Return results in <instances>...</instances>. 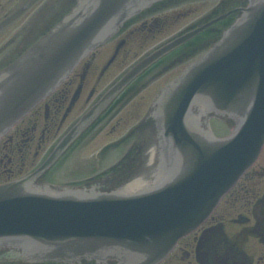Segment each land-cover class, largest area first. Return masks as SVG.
Listing matches in <instances>:
<instances>
[{"label":"water","instance_id":"obj_1","mask_svg":"<svg viewBox=\"0 0 264 264\" xmlns=\"http://www.w3.org/2000/svg\"><path fill=\"white\" fill-rule=\"evenodd\" d=\"M154 1L75 0L59 21L0 69V137L89 51ZM235 10L241 14L233 25L153 104L150 118L161 148L154 182L140 178L111 191L94 185L42 189L34 173L0 186V248H11L12 260L157 264L210 216L264 146V0H247ZM209 22L138 62L63 138L54 156L135 74ZM213 114L234 120L231 134L217 136L207 127ZM210 119L220 134L233 126ZM149 140L154 147L139 161L152 165L158 159L154 139ZM138 145H144L141 135L132 139L130 151Z\"/></svg>","mask_w":264,"mask_h":264},{"label":"flooded vegetation","instance_id":"obj_2","mask_svg":"<svg viewBox=\"0 0 264 264\" xmlns=\"http://www.w3.org/2000/svg\"><path fill=\"white\" fill-rule=\"evenodd\" d=\"M195 1L197 0H159L151 4L122 25L119 33L110 41L112 44L108 50L103 49L105 46L95 50L75 69L66 82L19 120L0 138V183L37 168L51 146L72 124L67 121L77 110L86 91L88 93L79 114H82L94 100L97 87L105 75L117 64L122 66L127 63L135 40L171 30L179 22L182 13H191L193 10L189 8L188 11L182 12L180 8ZM69 2L71 0H0V21L16 10L24 9L16 19L2 26L0 31L6 30L23 15L31 12L33 13L28 23L21 24L18 28L21 31H29L32 27L47 30L63 15L64 10L67 11ZM217 10L213 8L211 11L213 16L207 20L228 12L226 10L216 14ZM225 26L222 20H219L150 64L128 84L124 92L117 97L118 100L116 98L113 101L101 118L84 130L77 141V146L93 138L98 127L107 126L111 120L113 121L116 112L121 108L119 103L145 90L144 80L151 84L162 77L174 78L180 73V68L197 57L213 41L212 36L218 34ZM102 59L103 62L97 61ZM96 72L97 77L90 86L91 76ZM143 123L144 121H137V125L131 127L128 135L141 134L147 141L151 132L148 125ZM123 124L127 123L122 121L115 124L112 131ZM42 150L47 152L40 158ZM147 150L139 146L136 148L135 158L140 154L146 155ZM56 165L57 163L44 168L43 181H52V176L57 170ZM144 167L145 163L140 165L138 168L140 172ZM134 172L131 170L130 174ZM259 175L264 176V164L252 167L224 198L221 211L213 215L196 232L182 238L174 251L159 264H264V189L258 179ZM253 239H257L260 247L251 250L249 246ZM11 250L0 248V264H67L55 261L13 262L9 256L12 254ZM81 264L93 263L84 261Z\"/></svg>","mask_w":264,"mask_h":264},{"label":"rangeland","instance_id":"obj_3","mask_svg":"<svg viewBox=\"0 0 264 264\" xmlns=\"http://www.w3.org/2000/svg\"><path fill=\"white\" fill-rule=\"evenodd\" d=\"M232 2V0H224V4L222 5L221 9L229 7ZM216 4H218L217 0H198L197 2H192L189 5L181 7V11H186L189 8H193L194 11L189 13L188 16L182 17L180 23L176 25L173 31L169 32L167 35L169 36L171 33H175L188 27L189 25L200 22L203 20V15L209 12L211 7H215ZM32 13L33 12L23 15L6 30L0 32V61L6 59V57H4L5 53L11 49H13L12 51H15L16 53L18 50L24 48V46L28 44L35 35L39 34V31H33L24 35V33L18 28L21 24L28 23V19L32 16ZM17 29L19 32L14 31ZM167 35H165V37ZM111 44L112 43L107 44L103 49L108 50L111 47ZM97 61L103 62L104 59ZM122 68L123 66L117 64L111 69L110 72L105 75L97 87L96 95L101 93L116 79ZM96 77L97 72L91 76L90 86L93 84ZM168 78L170 77L166 76L157 79L151 84L148 83L146 85L147 87H145V90L126 99L122 103L121 108L116 112L117 115L113 121L111 120L107 126L102 125L98 127L93 134L95 135L93 138L91 137L85 144L75 147L69 152L67 157L58 165V170H56L57 172H54L56 174L52 176L53 183L66 184L72 181H78L80 178L85 179L89 175H97L98 173L104 171H106L107 175L99 176L98 179L96 178L97 181L103 182L108 176H115L116 172L113 171L115 169H112L111 167H113V165L119 161L120 158H122L126 151H130L133 138L139 140L138 134H132L128 136V131L131 129V127L137 125V121L144 117L156 92L161 87V85L169 80ZM87 93L88 91H86L84 97L77 107V110L70 117V119H68L67 123L73 122L74 119L79 115L81 105L84 104ZM122 121L127 124H123L120 127L118 126L115 131H112L113 126L117 123H122ZM102 148L107 149L103 154L99 153ZM46 152H43L42 150L40 158L43 157L44 153ZM257 164H264V152ZM249 247L251 250H253L254 247L257 249L260 247V245L256 239H253Z\"/></svg>","mask_w":264,"mask_h":264},{"label":"bare ground","instance_id":"obj_4","mask_svg":"<svg viewBox=\"0 0 264 264\" xmlns=\"http://www.w3.org/2000/svg\"><path fill=\"white\" fill-rule=\"evenodd\" d=\"M221 20H222L223 25L230 26L232 24L233 20H235V15L233 13H228V14L222 16ZM133 159L139 160L140 157H136V158L134 157Z\"/></svg>","mask_w":264,"mask_h":264}]
</instances>
